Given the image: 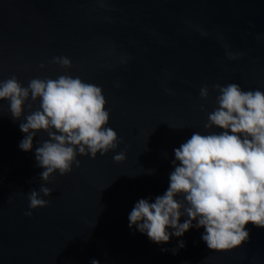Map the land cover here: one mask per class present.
<instances>
[{
	"label": "water",
	"instance_id": "1",
	"mask_svg": "<svg viewBox=\"0 0 264 264\" xmlns=\"http://www.w3.org/2000/svg\"><path fill=\"white\" fill-rule=\"evenodd\" d=\"M56 56L71 67L52 63ZM62 74L102 88L117 147L77 154L79 167L44 181L35 148L47 134L21 150L29 110L14 119L0 100V264H264V227L251 223L245 242L219 251L202 227L156 244L128 226L139 199L167 190L174 149L193 132L222 131L204 127L217 107L214 85L264 91V0H0V81L14 75L26 87ZM41 185L52 190L40 194L48 204L30 209Z\"/></svg>",
	"mask_w": 264,
	"mask_h": 264
},
{
	"label": "clouds",
	"instance_id": "2",
	"mask_svg": "<svg viewBox=\"0 0 264 264\" xmlns=\"http://www.w3.org/2000/svg\"><path fill=\"white\" fill-rule=\"evenodd\" d=\"M226 55L234 59L238 54ZM52 63L68 68L72 62L67 56H56ZM213 87L219 91L217 107L208 114L204 127L222 131L193 132L174 149V170L167 190L154 202L139 199L129 213V228L135 225L156 244L202 227L201 239L208 249L231 250L248 239L249 223L264 227V91L243 90L238 83ZM199 95L208 97L207 86L201 87ZM0 100L9 102L14 119L24 114L25 106L29 110L19 125L26 133L18 145L21 150H32L37 132L47 134L35 148L44 181L54 172H71L73 164L79 167L77 154L95 158L97 153L104 155L117 147V132L105 127L109 121L107 101L102 88L94 83L62 74L55 79L33 78L25 87L13 75L0 81ZM37 100L38 107L33 110L32 102ZM124 159L123 152L113 156L116 162ZM51 191L44 185L39 191L31 190L28 207L47 206L40 194L49 196ZM181 217H185L183 222ZM178 247H184L182 240ZM91 264L99 261L93 259Z\"/></svg>",
	"mask_w": 264,
	"mask_h": 264
}]
</instances>
